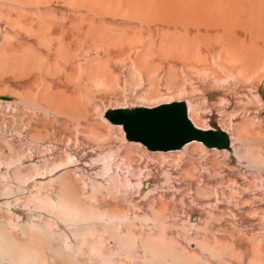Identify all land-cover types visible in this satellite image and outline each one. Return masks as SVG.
Here are the masks:
<instances>
[{
	"label": "bare ground",
	"instance_id": "1",
	"mask_svg": "<svg viewBox=\"0 0 264 264\" xmlns=\"http://www.w3.org/2000/svg\"><path fill=\"white\" fill-rule=\"evenodd\" d=\"M207 3L199 16L196 0H0V83L16 99L4 126L17 142L0 159V264H53L56 247L97 264H264V0ZM173 100L198 128L215 120L230 149L193 141L159 157L98 122ZM154 189L138 220L154 233L137 225L125 232L135 244H117L125 233L102 229L123 222L120 200ZM84 201L93 219L63 217ZM46 217L54 227L38 225ZM88 228L117 244L113 261L74 234Z\"/></svg>",
	"mask_w": 264,
	"mask_h": 264
},
{
	"label": "rangeland",
	"instance_id": "2",
	"mask_svg": "<svg viewBox=\"0 0 264 264\" xmlns=\"http://www.w3.org/2000/svg\"><path fill=\"white\" fill-rule=\"evenodd\" d=\"M213 1V0H212ZM208 0H196V13L199 15V16H201L202 14H204V12H205V10L206 9H208ZM207 3V4H206ZM206 4V5H205ZM264 88L262 87L261 89H260V93H261V96H262V101H263V105H264ZM138 92H141L142 93V91L143 90H140V89H138L137 90ZM135 92V94H137V95H139V94H141V93H138V92ZM129 92V93H128ZM127 93V94H126ZM132 92H131V90H130V88H126L125 89V95L127 96V95H130ZM216 97H217V95H214V96H210L209 97V99H208V101H207V103L208 104H214L215 102H216ZM13 101H16V99L14 98V97H11L10 96V93H8L7 91H6V89H5V87L0 83V159L5 155V151H4V149H5V147H6V145L7 144H9L10 146H13L14 148H15V151H16V147H17V142L15 141V138H10L9 136H8V133H9V129L7 130V127H5L6 126V120H5V113H6V107H7V105H8V103H10V104H12V103H14ZM173 101H179V100H173ZM81 106H79V107H77V111L75 110V112H77V113H75V114H78L79 112H83V113H85V111H87V110H85L86 109V107H81L82 109H80L81 111H79V108H80ZM115 109V108H114ZM233 110V113H234V108L233 107H230L229 109H228V113H229V111H231V110ZM73 112V111H72ZM232 112H230L229 113V115L231 114H233ZM105 114V113H104ZM104 114L101 116V117H103V119L102 118H100V119H98V122H99V125L101 126V127H103V129L105 130V132L109 135V136H111V137H113V138H117V139H122V140H124V142H131V143H135L136 145H140V146H142L145 150H148L142 143H140V142H135V141H128V140H126V137H125V132H124V130H123V127L121 126V125H114V124H111L106 118H105V116H104ZM101 120V121H100ZM101 122V123H100ZM5 125V126H4ZM106 125V126H105ZM111 125H113V126H111ZM112 127V128H111ZM110 129V130H109ZM114 129H115V131H114ZM118 130V131H117ZM122 130H123V132H122ZM7 131V132H6ZM112 132V133H111ZM7 133V134H6ZM114 134V135H113ZM6 135L8 136V137H6ZM11 140V141H10ZM194 145V147L197 149L196 150V152L198 153V152H200V150H202V152L204 151H207L206 149H205V146L202 144V143H200V142H196V144L194 143L193 144ZM196 145V146H195ZM203 145V146H202ZM199 146V147H198ZM103 148H104V146H102ZM101 147V148H102ZM131 148H129V149H127V153H129L130 154V156H132L133 158H134V160L135 161H137V162H140V161H142L143 160V156H141V151L139 150V149H135V148H132V146H130ZM198 147V148H197ZM207 148V147H206ZM208 149V148H207ZM135 150H137V151H135ZM199 150V151H198ZM218 150V149H217ZM131 151V152H130ZM151 152H161V153H157L156 155H158L159 157L161 156H163L164 157V155L165 154H163V152L164 151H151ZM133 153V154H132ZM139 153V154H138ZM210 153H215L214 151H211ZM188 154V153H187ZM191 157V156H190ZM190 159V158H189ZM185 160H187V158H185ZM73 175V174H72ZM75 175V174H74ZM3 176H2V174H0V178H2ZM75 177H76V175L75 176H72L71 178H72V180L75 182L76 181V179H75ZM141 177V176H140ZM75 179V180H74ZM0 182H1V180H0ZM75 184H77V182H75ZM138 190H133L131 193V195H130V197L129 198H126L125 197V199H127V200H125L124 198L122 199V200H120V202L118 203V205H117V208L119 209V213L121 212V211H123V212H121L120 214L123 216V222L121 223V224H108L107 226H103V229L102 230H105V229H109V230H117V231H115V232H128V231H132L133 233L138 229V227L140 228H149V229H147V233H151V235H152V233H154L153 232V227H150V223L148 222H145V223H147V225L144 223V224H139V221L138 220H144V219H147L146 218V216H147V213H148V216L147 217H149V211H150V206H152V202H154L155 201V198H156V194H157V191H156V193H155V189L154 190H152V192H150V194H147L145 197L144 196H142L141 197V195H140V192H137ZM155 194H154V193ZM136 193H138V194H136ZM161 192H159V194H160ZM160 195H162V193L160 194ZM153 197H155V198H153ZM158 197H160V196H158ZM138 198V199H137ZM140 198H144V199H146L145 201L144 200H142V199H140ZM151 198H152V200H151ZM132 200V201H130V200ZM140 199V200H139ZM149 199V200H148ZM154 199V200H153ZM128 201H130V202H132V204H127V203H129ZM134 201H135V204L137 203L138 204V202L137 201H139V203L140 204H138V205H136L137 206V208H140L139 207V205L141 206V205H143V208H142V206H141V208L139 209V210H141V211H136V210H134V211H132L133 210V208L134 209H136V206L133 204L134 203ZM147 201H150V202H147ZM125 202V203H124ZM145 202H147V203H145ZM92 205V207H94L96 204L95 203H91ZM145 204H147V205H145ZM149 204H151V205H149ZM78 205H80V203L78 204ZM77 205V206H78ZM89 205V203L88 202H86V201H84V202H82L81 203V205L79 206V207H81V209H79L80 210V213H79V215H78V217H77V214H75L74 212H72L71 214L69 213H67V211L65 212V214L63 215V217L64 216H67V215H69V216H67L68 218L69 217H71L70 219H72V220H74L75 218H80V220H85V221H90L91 219H93V215H95V214H93V215H91L90 213H89V209H88V207H86V206H88ZM131 205V206H130ZM33 206H35V204L33 205ZM65 206L69 209H73L74 207H76V208H78L77 206H75V204L74 203H67L66 202V204H65ZM65 206H64V208H65ZM135 206V207H134ZM147 207V208H146ZM95 208H97V206H95ZM148 209V210H147ZM146 210V212L144 213V212H142V211H145ZM132 211V213H129V212H131ZM133 212H134V214H137V215H134L133 214ZM137 212V213H136ZM139 212V213H138ZM4 215V216H6V215H9L8 213H2L1 212V215ZM100 214H101V212H100ZM131 215V216H130ZM132 215H134V216H132ZM142 215H144V217L142 216ZM89 216H91V217H89ZM98 216V215H97ZM141 217V218H140ZM90 218V219H89ZM144 218V219H143ZM127 219V220H126ZM130 219V220H129ZM126 220V221H125ZM133 220V221H132ZM135 220V221H134ZM38 221H39V219H38ZM132 222V223H131ZM179 222L180 223H182L183 222V220L181 221V219L179 220ZM124 223H128V224H124ZM130 223V224H129ZM42 225V224H46V227L47 228H52V227H54L55 225H54V223H53V220L51 219V218H49V217H46V218H43L42 220H40L39 221V224L38 225ZM183 224H184V222H183ZM5 225V224H4ZM3 225V226H4ZM40 225V226H41ZM111 225V226H110ZM118 225V226H117ZM121 225V226H120ZM137 225H141V226H138V227H136ZM120 226V227H119ZM161 226L164 228V226L161 224L160 225V228H158L159 227V225H158V227H156V229H160L159 230V232L160 231H162L163 230V228H161ZM10 227V228H9ZM106 227V228H105ZM122 227V228H121ZM124 227V228H123ZM132 227H136V228H133L132 229ZM39 228V227H38ZM37 228V229H38ZM129 230H128V229ZM132 230H131V229ZM3 229L4 230H10L11 232H14V229L11 227V226H9V225H5L4 227H3ZM120 229V230H119ZM125 229V230H124ZM162 229V230H161ZM95 230H98V229H93V228H88V229H83V230H81L80 232H77V231H75L74 232V234L76 233V234H83V238L82 239H84L86 242H87V244H89V247H91V246H95V247H91V248H96V250H94V252L95 253H101V255L102 254H105V255H108V257H110V259H111V261H113L114 259H113V255L112 256H110L111 255V253L113 254L114 252L113 251H115V249H116V245L117 244H119V245H124L125 243H130V244H135V241L137 242V240H135L136 239V237H133V238H127L125 235H128V234H124V237H123V235L122 236H120V238H119V236H117V240L118 241H120L119 243L116 241V239H115V241H116V243L113 241V240H111V241H113V242H111V243H114L113 245H114V247H112V249H111V247L109 248V247H106L107 245H106V243H107V241H105L104 239H105V237H103V235L102 234H99V233H97V232H94ZM28 231H33V230H31V229H29ZM38 231V230H37ZM151 231V232H150ZM155 231V230H154ZM73 233V232H72ZM103 233V232H102ZM99 234V235H98ZM93 235V236H92ZM150 235V234H149ZM86 236V237H85ZM126 238L125 240L126 241H123V239L122 238ZM87 238V239H86ZM102 238V239H101ZM92 239H94L95 241H93ZM122 239V240H121ZM131 239H134V240H132V242H134V243H132L131 242ZM130 240V241H129ZM58 242V241H57ZM60 242V241H59ZM58 242V243H59ZM93 242V243H92ZM100 242V243H99ZM125 242V243H124ZM127 243V244H128ZM179 242H177V245L179 246V245H182L181 243H179ZM92 244V245H91ZM99 246V247H98ZM183 247L185 248V249H187L184 245H183ZM182 246H180V248H182L183 249V251H185L184 253H186V255H190L191 257H189V255L187 256V258L188 259H193V258H195L196 257V250H191L190 251V249H187V250H185L184 248H183ZM103 248V249H102ZM113 248H115V249H113ZM92 249H90V251H91ZM104 250V251H103ZM110 250H113V251H110ZM189 250V252L187 253L186 251H188ZM109 251V252H108ZM103 252V253H102ZM195 254H194V253ZM193 253V254H192ZM54 258H53V264H92L93 262H95V263H93V264H97L96 262H97V260H94V259H91L90 257L91 256H88L87 254H89V252L87 253V254H85V253H83L82 251H77V252H73L72 254H71V252H69V253H63V251L61 250V249H59V247H56V248H54ZM110 254V255H109ZM87 255V256H86ZM195 255V257H193V256ZM72 256V257H71ZM78 257V258H77ZM80 257H81V259H80ZM89 257V258H88ZM73 258V259H72ZM85 258V259H84ZM77 259V260H76ZM90 260V261H89ZM194 260H196V259H194ZM198 261H199V259H197ZM76 261V262H75ZM60 262V263H59ZM87 262H89V263H87ZM92 262V263H91ZM194 264H196V261H195V263ZM203 264H205V261H204V263Z\"/></svg>",
	"mask_w": 264,
	"mask_h": 264
},
{
	"label": "water",
	"instance_id": "3",
	"mask_svg": "<svg viewBox=\"0 0 264 264\" xmlns=\"http://www.w3.org/2000/svg\"><path fill=\"white\" fill-rule=\"evenodd\" d=\"M114 125H121L126 140L142 143L150 151L180 150L196 141L209 149H230V138L215 120L209 129L196 127L188 117L184 101H172L152 108L110 109L104 114Z\"/></svg>",
	"mask_w": 264,
	"mask_h": 264
}]
</instances>
